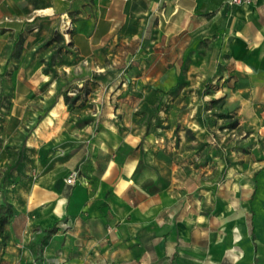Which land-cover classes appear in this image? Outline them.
<instances>
[{"label": "crops", "instance_id": "1", "mask_svg": "<svg viewBox=\"0 0 264 264\" xmlns=\"http://www.w3.org/2000/svg\"><path fill=\"white\" fill-rule=\"evenodd\" d=\"M66 50L87 65L78 86L107 52L148 69L79 123ZM229 114L264 143V0H0V201L15 209L0 264H264V150L243 166L254 231L223 234V185L186 195L195 143L233 153Z\"/></svg>", "mask_w": 264, "mask_h": 264}, {"label": "rangeland", "instance_id": "2", "mask_svg": "<svg viewBox=\"0 0 264 264\" xmlns=\"http://www.w3.org/2000/svg\"><path fill=\"white\" fill-rule=\"evenodd\" d=\"M54 37L57 38L58 36L55 35ZM59 59H61V66L65 65L66 67L65 70H59V89L61 88V91L67 93L70 97L78 93L79 89H83L85 92L81 100L71 106V110L73 108L79 109V115L81 117L80 122L78 121L79 123L85 121L88 117H96V115L92 116L90 113L96 111L97 108H101L102 98L106 99L105 96L109 92L115 91L121 86L120 79L126 76L129 79H131L130 77H137V75L140 76L145 69H148V67L140 66L137 58L133 59L127 57V55H117L107 52L96 57L94 70H90L93 81L86 84L83 82V84L78 86L76 82L71 80L77 75L87 73V65L79 62L69 50L64 51L63 57H59ZM82 68H85L83 69L84 72ZM179 69L183 72V67H179ZM137 83V81L129 82L125 87L126 89L138 90ZM109 104L113 105L115 102L110 101ZM154 105H156V101L147 111H153L155 109ZM78 122L77 124H79ZM217 134L221 137V141H223H218L219 147L233 150V153L231 154L230 152L229 156L224 155V157H213L212 154H206L205 156L196 158L200 153L211 149L212 144L195 143L192 147L196 149V152H193L194 156L191 162H189L192 168L189 178L192 188L189 193L186 192V195L192 196L193 199L199 198L197 193H199L200 188L197 190L194 188L203 180L223 185L222 193L224 195L223 204L221 205L224 214L222 222L223 234L226 236L227 231L231 229L247 231L252 229L254 231L253 223L257 216L249 207L248 195L251 190L248 185L251 184V181L249 177L247 178L243 166L251 161L254 162L252 165L259 163L257 161L263 155L264 143H261L256 136H251L249 139L242 138L239 136L241 133L236 127L220 128ZM248 149L253 151L252 155L250 157H244V152ZM180 178L183 180V175H180ZM257 197H260V193H258ZM256 203L257 200L255 201V206ZM194 206L195 204H193L192 208ZM239 215L244 218H238ZM260 222L261 224L264 223L263 217ZM261 231L263 232V228ZM4 249V247L0 248V261L3 259ZM255 260L257 261L258 258H255ZM24 264H41V261L39 256L35 255L32 260L28 261V258L24 260Z\"/></svg>", "mask_w": 264, "mask_h": 264}, {"label": "trees", "instance_id": "3", "mask_svg": "<svg viewBox=\"0 0 264 264\" xmlns=\"http://www.w3.org/2000/svg\"><path fill=\"white\" fill-rule=\"evenodd\" d=\"M90 81H93V79L91 78V80H87L84 82V84L89 83ZM84 90L83 89H79L78 93H76L73 97H70L69 95H67V93H63V98H64V102L67 106V108L71 109L72 104H75L76 102H78L79 100H81V98L84 96ZM159 107L157 106V108L155 110H157ZM149 115H152V111H148ZM226 119L229 120V122L227 123L228 127H235L236 126V121L235 120H231L232 115H223ZM21 160V157H17V163L18 161ZM15 209L13 207V205L4 200L1 199L0 201V248L5 246L6 240L8 238V234H7V225L10 223L13 215H14ZM52 231V229H51Z\"/></svg>", "mask_w": 264, "mask_h": 264}, {"label": "built area", "instance_id": "4", "mask_svg": "<svg viewBox=\"0 0 264 264\" xmlns=\"http://www.w3.org/2000/svg\"><path fill=\"white\" fill-rule=\"evenodd\" d=\"M241 0H231V3H240ZM78 177V174L76 171H71L66 177L65 182L67 184L73 185Z\"/></svg>", "mask_w": 264, "mask_h": 264}, {"label": "bare ground", "instance_id": "5", "mask_svg": "<svg viewBox=\"0 0 264 264\" xmlns=\"http://www.w3.org/2000/svg\"><path fill=\"white\" fill-rule=\"evenodd\" d=\"M49 11V10H48Z\"/></svg>", "mask_w": 264, "mask_h": 264}]
</instances>
